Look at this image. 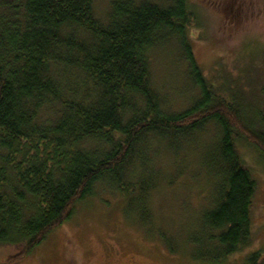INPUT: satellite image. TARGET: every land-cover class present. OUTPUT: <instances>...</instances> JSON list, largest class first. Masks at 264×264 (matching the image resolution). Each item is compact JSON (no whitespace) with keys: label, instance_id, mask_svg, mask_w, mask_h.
Masks as SVG:
<instances>
[{"label":"trees","instance_id":"16d2710c","mask_svg":"<svg viewBox=\"0 0 264 264\" xmlns=\"http://www.w3.org/2000/svg\"><path fill=\"white\" fill-rule=\"evenodd\" d=\"M165 1L113 0L102 23L95 0H0V247L15 250L5 264L32 255L100 183L146 205L150 189L123 176L145 138L157 136L174 153L208 125L219 132L204 155L214 201L202 213V240L189 243L206 245L198 259L224 264L252 241L257 187L237 142L264 158V101L260 108L224 96L225 85L204 76L190 43L189 0ZM173 41L199 98L171 114L152 88L150 54ZM263 257L255 252L245 264Z\"/></svg>","mask_w":264,"mask_h":264},{"label":"rangeland","instance_id":"374dc122","mask_svg":"<svg viewBox=\"0 0 264 264\" xmlns=\"http://www.w3.org/2000/svg\"><path fill=\"white\" fill-rule=\"evenodd\" d=\"M112 2L95 0L94 12L100 22L108 21ZM189 4L195 15L189 34L191 48L204 76L225 85L221 87L224 96L232 93L242 103L263 107L264 0H189ZM150 58L151 85L164 110L180 113L193 106L199 90L191 83L178 42L156 48ZM78 82L77 76H71V85ZM218 133L216 126L208 125L185 139L189 141L176 144L174 153L166 141L147 136L123 176L125 182L140 180L150 189L143 198L151 214L142 218L148 209L141 200L123 201L107 183H100L94 196L77 206L69 222L16 264H212L198 259L206 245L196 242L192 246L189 241L202 240L196 235L202 213L214 201L204 155L216 144ZM237 150L257 187L252 241L224 264H245L255 252L264 255V158L243 140L237 142ZM13 253V248L0 247V264Z\"/></svg>","mask_w":264,"mask_h":264}]
</instances>
